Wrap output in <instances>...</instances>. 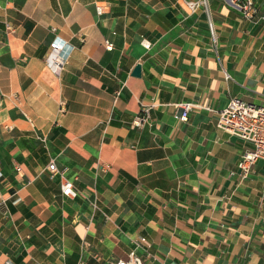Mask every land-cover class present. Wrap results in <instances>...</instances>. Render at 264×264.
<instances>
[{"label": "crops", "instance_id": "crops-1", "mask_svg": "<svg viewBox=\"0 0 264 264\" xmlns=\"http://www.w3.org/2000/svg\"><path fill=\"white\" fill-rule=\"evenodd\" d=\"M255 2L250 22L210 0L213 44L184 0H0V264H112L136 243L142 264H264V162L239 179L250 145L214 113L264 105ZM181 103L199 106L184 123Z\"/></svg>", "mask_w": 264, "mask_h": 264}, {"label": "built area", "instance_id": "built-area-1", "mask_svg": "<svg viewBox=\"0 0 264 264\" xmlns=\"http://www.w3.org/2000/svg\"><path fill=\"white\" fill-rule=\"evenodd\" d=\"M232 9L238 10L243 19L246 21H253L257 14L259 7L255 0H224ZM210 0H184L185 6H187L188 12L195 13L201 9L207 16V26L209 29L210 37L213 44H217L216 32L214 25L210 17ZM96 13L100 15L102 13L101 7L96 6ZM261 19L264 20V9L261 14ZM141 44L145 49L150 48V42L142 40ZM105 48L111 49L112 44L108 40H104ZM51 53L46 59L48 68L52 72H56L64 62L66 56L65 52L60 53V46L53 42L50 45ZM193 107H199L192 103L176 104V118L180 122H186L188 119V113ZM210 111H213L209 107H205ZM146 110V109H144ZM146 112V111H145ZM216 126L220 130L233 135L243 142L250 145V148L245 149L237 161L238 176L239 179L245 180L253 172V168L257 162H264V105H258L244 98L231 97L228 99L226 105L219 110H215ZM146 116L138 118L135 122L140 125ZM54 161H51L47 169L51 176L60 174L61 183L60 189L63 196L73 199L75 197V191L73 182L63 177V172H60ZM17 172H19L17 170ZM2 178V172L0 169V179ZM261 199L264 200V186L261 190ZM135 247L128 253L126 259H118L112 264H142V259L135 252Z\"/></svg>", "mask_w": 264, "mask_h": 264}, {"label": "water", "instance_id": "water-1", "mask_svg": "<svg viewBox=\"0 0 264 264\" xmlns=\"http://www.w3.org/2000/svg\"><path fill=\"white\" fill-rule=\"evenodd\" d=\"M132 75L133 76H140V65H136L135 67H134V70H133V72H132Z\"/></svg>", "mask_w": 264, "mask_h": 264}]
</instances>
